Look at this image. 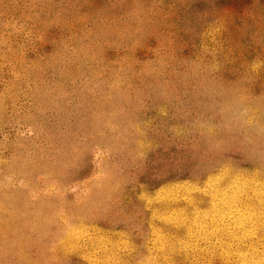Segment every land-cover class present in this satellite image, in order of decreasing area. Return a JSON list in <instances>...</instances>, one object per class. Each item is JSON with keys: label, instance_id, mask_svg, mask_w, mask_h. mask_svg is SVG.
<instances>
[{"label": "rangeland", "instance_id": "rangeland-1", "mask_svg": "<svg viewBox=\"0 0 264 264\" xmlns=\"http://www.w3.org/2000/svg\"><path fill=\"white\" fill-rule=\"evenodd\" d=\"M0 264H264V0H0Z\"/></svg>", "mask_w": 264, "mask_h": 264}]
</instances>
